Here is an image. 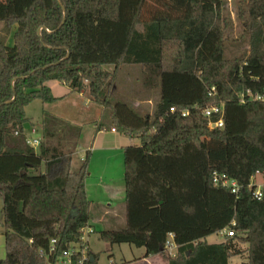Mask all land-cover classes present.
<instances>
[{"label": "trees", "instance_id": "trees-1", "mask_svg": "<svg viewBox=\"0 0 264 264\" xmlns=\"http://www.w3.org/2000/svg\"><path fill=\"white\" fill-rule=\"evenodd\" d=\"M224 4L0 0V24L14 28L11 45L0 36V264H46L89 225L90 150L73 170L67 144L79 128L58 129L44 111L39 144H25L26 105L56 99L48 80L107 109L110 128L139 141L122 147L124 225L101 239L142 247L144 257L163 256L166 264H231L243 254L237 264H264V191L257 200L250 185L256 174L264 182V0L237 2L247 49L231 57L224 54L233 29ZM134 65L142 68L141 88L157 92L152 112L110 99L120 67ZM211 105L223 109L222 128L206 126ZM102 128L97 123L95 133ZM215 172L236 181L238 192L214 185ZM224 230L233 235L207 241ZM169 233L174 255L164 249ZM88 254V264H98Z\"/></svg>", "mask_w": 264, "mask_h": 264}, {"label": "rangeland", "instance_id": "rangeland-1", "mask_svg": "<svg viewBox=\"0 0 264 264\" xmlns=\"http://www.w3.org/2000/svg\"><path fill=\"white\" fill-rule=\"evenodd\" d=\"M239 0H225V14L231 19L233 29L229 33L232 40L227 41L226 57L240 54L247 49V40L242 38L238 27L237 17H235L236 4ZM14 28L8 33L0 24V36L6 38L7 44L11 45ZM111 69L110 67H107ZM141 71L138 65L121 66L118 70V78L115 89L110 99L112 101L121 100L141 112H152V106L157 92H147L141 88ZM46 85L50 87L51 95L58 97L48 103H41L33 100L26 105L24 112L28 120L23 125V132L26 139H38L42 137L41 123L44 111L52 114L58 121V129L63 126H77L80 135L75 141L69 137V149L73 151L71 167L78 169L82 163L87 150H90L88 160V175L84 179L86 196L91 200L89 225L84 230L83 238L87 241V247L97 258L98 264H121L130 261L128 264H166L163 256H152L149 260H143L144 253L142 247H135L128 243L110 244L100 238L102 231L119 230L124 225V166L123 148L125 145L138 144V139L133 140L120 133H112L109 111L101 106L94 105L82 94H76L68 90L67 86L57 80H48ZM56 95V96H55ZM149 100H146L148 99ZM103 123L106 128L95 133V125ZM34 129V132L31 130ZM71 134V132H69ZM70 136V135H69ZM91 144V145H89ZM73 145V147H72ZM36 149V147L34 146ZM9 162L7 165H9ZM254 181L261 182L260 176H254ZM2 199L0 196V229L2 224ZM222 236L212 234L207 241L218 242ZM3 241L0 240V259L5 255ZM244 249L245 245H239ZM175 251L173 252V255ZM3 256V257H2ZM2 257V258H1ZM246 254L231 257L230 263L237 264L245 261Z\"/></svg>", "mask_w": 264, "mask_h": 264}, {"label": "built area", "instance_id": "built-area-1", "mask_svg": "<svg viewBox=\"0 0 264 264\" xmlns=\"http://www.w3.org/2000/svg\"><path fill=\"white\" fill-rule=\"evenodd\" d=\"M257 99H261V98L257 97ZM241 102H243V100H241ZM169 110L171 112L174 111L173 107L170 108ZM222 110L223 109L221 107H218L217 105H211L205 108L203 114L205 118H207L206 126L208 128H211V129L215 127L222 128V125H223L222 116H221ZM213 113L220 115L217 121L211 120L210 117ZM186 114H187L186 111L182 112L183 116H185ZM34 131H35L34 129L31 130V132H34ZM15 134H18V133L15 132ZM39 142L40 141L38 139H33V140L26 139L25 140V144H29L31 146H37ZM254 176L251 177V184H250L254 186L252 195H253V198L257 200H261L263 196V191H264V182L262 180L261 182L254 181ZM212 182L214 183V185H221L223 187L230 188L231 192L233 193H237L239 190V187L236 181H234L233 179H228L224 174H218L216 172L213 173ZM85 228L80 231V236H79L80 241L78 243L71 245L68 249H66L65 251H62L56 258H49L46 264H88V260H91L90 258L91 255L88 254L87 241L84 240L83 238V233H84ZM85 231L91 232L92 230L89 228L88 230H85ZM218 235L219 236L226 235L230 237L233 235V233L231 230L230 231L224 230V231H220ZM50 241L52 244L50 251H52L53 244L55 243V241L54 239H51ZM176 247L177 246L174 243V237L171 233H169L168 239L166 240L164 244V249L169 255H173V252L176 251ZM39 253L43 255L42 250L39 251Z\"/></svg>", "mask_w": 264, "mask_h": 264}, {"label": "crops", "instance_id": "crops-1", "mask_svg": "<svg viewBox=\"0 0 264 264\" xmlns=\"http://www.w3.org/2000/svg\"><path fill=\"white\" fill-rule=\"evenodd\" d=\"M48 87H49V86H48ZM49 88H50V87H49ZM55 96H56V95H55ZM55 98L58 99V97H55ZM110 130H111L112 133H116V130H113L112 128H110ZM128 138H129V137H128ZM89 145H91V144H89ZM85 191H86V190H85ZM89 200H90V199H89ZM90 201H91V200H90ZM3 232H4V228H1V229H0V240H1V241H3ZM3 243H4V242H3ZM3 245H4V244H3ZM3 251H4V248H3ZM143 255H144V253L141 255V257H143V258H142L143 260H149V258L152 257V256L144 257ZM2 257H3V256H2ZM2 257H1V258H2ZM149 261H150V260H149Z\"/></svg>", "mask_w": 264, "mask_h": 264}, {"label": "water", "instance_id": "water-1", "mask_svg": "<svg viewBox=\"0 0 264 264\" xmlns=\"http://www.w3.org/2000/svg\"><path fill=\"white\" fill-rule=\"evenodd\" d=\"M90 258H91V261H93L94 258L92 257V255L90 256Z\"/></svg>", "mask_w": 264, "mask_h": 264}]
</instances>
